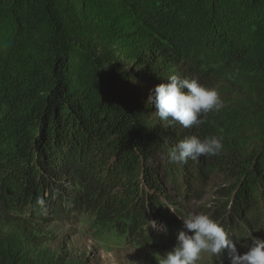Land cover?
Wrapping results in <instances>:
<instances>
[{
  "label": "trees",
  "instance_id": "obj_1",
  "mask_svg": "<svg viewBox=\"0 0 264 264\" xmlns=\"http://www.w3.org/2000/svg\"><path fill=\"white\" fill-rule=\"evenodd\" d=\"M173 74L224 107L169 127L142 93ZM189 136L223 151L170 163ZM200 184L217 223L264 228V0H0V204L30 218L15 233L0 222V264H61L29 228L47 212L141 230L175 213L169 189Z\"/></svg>",
  "mask_w": 264,
  "mask_h": 264
},
{
  "label": "rangeland",
  "instance_id": "obj_2",
  "mask_svg": "<svg viewBox=\"0 0 264 264\" xmlns=\"http://www.w3.org/2000/svg\"><path fill=\"white\" fill-rule=\"evenodd\" d=\"M183 34L179 38H184L185 41L187 38H195L189 29ZM142 94L145 98L149 97L147 92ZM211 192V186L204 187L202 184L191 192H185L184 197L174 195L169 189L167 194L174 200L175 213L169 211L161 220L147 213V223L141 230H136V225L131 230L129 222L121 220L108 222L100 218L99 214L79 210L72 213L63 212L54 217L47 212L45 220L30 223L29 228L32 234H34L33 228L48 234L39 246V251L46 257L60 260L61 264H158L160 257L170 251L176 243L177 232L183 230L181 218L189 213L209 215L211 208L219 202ZM172 214L176 220L173 219ZM23 221L29 223L30 218L20 215L18 210L0 204V222L7 231L15 233L19 228V222L23 223ZM150 221H156L158 225H166L167 232L152 228L149 226ZM219 224L229 233L241 254L247 251L252 238L264 240V228L258 229L255 233L247 231L239 233L236 230L240 228L237 223L227 225L219 222ZM221 259L223 264H230L227 255L221 258L205 256L197 264H222Z\"/></svg>",
  "mask_w": 264,
  "mask_h": 264
},
{
  "label": "clouds",
  "instance_id": "obj_3",
  "mask_svg": "<svg viewBox=\"0 0 264 264\" xmlns=\"http://www.w3.org/2000/svg\"><path fill=\"white\" fill-rule=\"evenodd\" d=\"M155 107V115L171 127L179 123L183 128L198 126L202 116L219 112L224 102L215 88L206 87L197 79L170 75L166 83L156 85L148 97ZM224 148L222 137L211 136L203 140L189 136L179 141L167 153L170 163L187 164L201 156L219 155ZM183 220V230L176 234V243L160 257L158 264H197L202 257L227 255L230 264H264V240L252 238L247 251L240 253L229 233L222 225L204 213H189ZM149 226L167 232V226L150 221ZM223 264V261L221 259Z\"/></svg>",
  "mask_w": 264,
  "mask_h": 264
}]
</instances>
